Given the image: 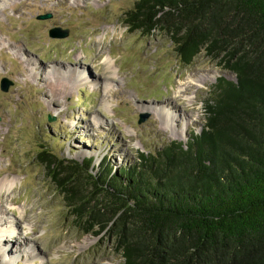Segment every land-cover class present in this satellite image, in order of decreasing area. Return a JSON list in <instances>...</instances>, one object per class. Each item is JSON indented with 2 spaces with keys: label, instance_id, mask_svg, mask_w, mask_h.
<instances>
[{
  "label": "rangeland",
  "instance_id": "374dc122",
  "mask_svg": "<svg viewBox=\"0 0 264 264\" xmlns=\"http://www.w3.org/2000/svg\"><path fill=\"white\" fill-rule=\"evenodd\" d=\"M134 1L2 0L0 79L12 83L0 89V178L14 177L6 217L20 226L0 264H123L111 239L77 225L39 159L42 146L77 162L93 157L95 167L131 163L199 133L215 79L233 78L203 49L180 62L164 31H129L123 19ZM179 82L191 87L175 96ZM168 99L179 106L170 127L153 112ZM140 114L148 116L138 123ZM21 209L35 219H21Z\"/></svg>",
  "mask_w": 264,
  "mask_h": 264
},
{
  "label": "trees",
  "instance_id": "16d2710c",
  "mask_svg": "<svg viewBox=\"0 0 264 264\" xmlns=\"http://www.w3.org/2000/svg\"><path fill=\"white\" fill-rule=\"evenodd\" d=\"M124 15L129 31H164L183 64L203 49L233 78L215 79L185 143L96 167L42 146L47 176L123 264H264V0H135Z\"/></svg>",
  "mask_w": 264,
  "mask_h": 264
},
{
  "label": "bare ground",
  "instance_id": "6f19581e",
  "mask_svg": "<svg viewBox=\"0 0 264 264\" xmlns=\"http://www.w3.org/2000/svg\"><path fill=\"white\" fill-rule=\"evenodd\" d=\"M71 1L73 2V0H71ZM0 2H1L0 3V13H1V12H3L4 7H3V5H1L2 0ZM72 2H70V4ZM36 66H37V63H34V67H36ZM106 67L110 68L109 64ZM81 78H83V77L81 76ZM189 86H190L189 84H187V86H186L185 83L179 82L177 88L174 90V95L177 96L178 94H180V92L187 90V87H189ZM54 87L56 90H58L62 93H65V91L67 90V86L62 82L55 83ZM141 108L144 109V107H141ZM174 108L179 109L178 104L174 103V101H171L170 99H168V100H164L163 102H161V104L158 107H154L153 112H155L158 115H160L161 117H163L165 124L170 127L171 122L176 123V121H177V119L172 121L173 117L175 116V113H173V111H175V110H171V109H174ZM84 152H86V151H84ZM13 183H14V177L13 178H8V177L0 178V204L2 205V208H4V210H3L4 213H2V215H5V216L0 215V247H1L0 248V256H1V258L7 257V255H6L7 249L5 246H6V244L13 241L14 230L20 226L19 225L20 224L19 219L14 217V219L10 218L9 219L10 221H7L8 217H6V213L7 214L10 213L9 210L11 211L14 203H16V201L13 199L14 197L11 194L12 190H10L13 186ZM6 191L7 192L9 191V193L5 194L4 192H6ZM5 202H6V205L2 204ZM22 210L23 209L19 210V213L21 214V216H20L21 219H23V218L32 219V220L35 219L36 216H34V215L30 216L31 211L27 212L25 210H23V211ZM11 214L12 213H10V215ZM7 222H10V223L8 224ZM2 226L5 229L1 228ZM32 228H33V226H32ZM26 238L28 239L29 237H26ZM13 258H16V256L15 257L13 256ZM13 258H11V260H14ZM7 261H9V260H7Z\"/></svg>",
  "mask_w": 264,
  "mask_h": 264
},
{
  "label": "water",
  "instance_id": "95a60500",
  "mask_svg": "<svg viewBox=\"0 0 264 264\" xmlns=\"http://www.w3.org/2000/svg\"><path fill=\"white\" fill-rule=\"evenodd\" d=\"M67 34V32L65 31L64 33H62L61 35H60V37H63V36H65ZM50 35L51 36H55L54 35V33H50ZM11 81L8 79V78H6V77H3V78H1L0 79V89L2 90V91H7L8 90V88H9V86L11 85ZM147 114H140L139 115V118H138V120H137V122L138 123H141V122H143L146 118H147Z\"/></svg>",
  "mask_w": 264,
  "mask_h": 264
}]
</instances>
